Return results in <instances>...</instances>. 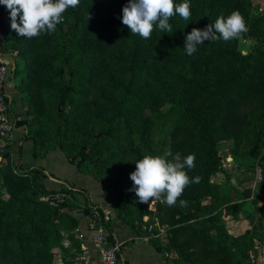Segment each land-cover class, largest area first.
I'll use <instances>...</instances> for the list:
<instances>
[{
    "label": "trees",
    "instance_id": "obj_1",
    "mask_svg": "<svg viewBox=\"0 0 264 264\" xmlns=\"http://www.w3.org/2000/svg\"><path fill=\"white\" fill-rule=\"evenodd\" d=\"M128 2L80 0L55 32L31 39L11 29L10 12L0 4V52L17 55L12 75L25 109L18 126L28 131L35 159L56 150L73 159L81 174L101 185L118 219L146 228L174 264H242L256 234L231 235L223 219L240 218L251 201L264 229V13L255 15L250 0H190L189 20L176 15L169 20L171 32L154 26L144 39L121 22ZM237 10L247 27L240 36L255 42L251 52L241 51L239 36L205 41L193 55L186 53L193 28L202 30ZM159 123L172 126L169 148L153 137ZM223 141L233 142L239 169L258 171L257 198L252 189L234 187L230 177L228 189L213 181L223 170ZM166 150L194 155L195 167L187 171L200 180L185 188L175 206L158 200L155 212L154 200L141 203L129 191L130 174L145 154ZM3 156L0 264H55L56 251L68 252L65 239L73 242L69 232L79 224L69 210L82 203L71 190L48 189L42 169L21 171L11 154ZM158 227L166 228L165 239Z\"/></svg>",
    "mask_w": 264,
    "mask_h": 264
},
{
    "label": "clouds",
    "instance_id": "obj_2",
    "mask_svg": "<svg viewBox=\"0 0 264 264\" xmlns=\"http://www.w3.org/2000/svg\"><path fill=\"white\" fill-rule=\"evenodd\" d=\"M79 3L80 0H0L10 12L11 29L28 39L55 32L57 25L65 19L63 14ZM176 15L185 21L191 18L190 0L181 3H174V0H129L122 9L121 22L132 35L149 39L154 26L160 31L171 32L169 20ZM246 31V21L238 10L228 16L221 14L204 29L193 28L186 36L184 49L191 56L205 41L228 42ZM194 160V155L182 157L170 150L163 155L145 154L136 161L135 171L130 174L133 185L129 191L135 192L141 203L156 199L169 207L175 206L185 188L200 180L188 175L187 170L195 167ZM179 203L183 207L187 202L180 200Z\"/></svg>",
    "mask_w": 264,
    "mask_h": 264
},
{
    "label": "crops",
    "instance_id": "obj_3",
    "mask_svg": "<svg viewBox=\"0 0 264 264\" xmlns=\"http://www.w3.org/2000/svg\"><path fill=\"white\" fill-rule=\"evenodd\" d=\"M250 1L255 15L264 13V0ZM3 61L8 64L11 70V88H9L11 91L8 89V93L13 102V113L19 121H22L25 118V109L21 94L16 88V80L12 75L15 68V59L11 55H5ZM18 112L20 113L17 114ZM26 132L24 126H18L14 133L13 139L15 140L14 143L12 142L13 147L11 149L14 148L18 152L15 154V151H12L11 157L15 166L21 171L42 169L48 176L46 181L48 189L60 190L66 188L71 191H82L85 196L78 194L77 198L80 201H85L87 198L91 207L97 208L100 213L109 218L110 241H118L122 244L119 264H174L171 257L159 250L146 235L144 232L146 228L142 232L118 219L112 204L100 185L95 179L82 175L75 166L68 162L62 151L56 150L45 159H35L33 157V143L26 140ZM80 197H83L84 200ZM83 204L86 205L85 202ZM83 204H80L78 209L69 210V213L78 219L79 224L73 233L69 232L73 236V242L68 238L65 239L64 247L68 252L56 251L55 264H63L65 259L73 261L74 264H98L99 253L94 243L95 234L89 229L93 212L89 208L90 214H87ZM69 233H65L66 236Z\"/></svg>",
    "mask_w": 264,
    "mask_h": 264
},
{
    "label": "rangeland",
    "instance_id": "obj_4",
    "mask_svg": "<svg viewBox=\"0 0 264 264\" xmlns=\"http://www.w3.org/2000/svg\"><path fill=\"white\" fill-rule=\"evenodd\" d=\"M255 42L252 39L244 38L240 36V44L239 47L241 51L244 53L251 52L254 49ZM1 53V52H0ZM2 54V53H1ZM5 55H11L14 57L15 61L17 59V55L10 54L9 52H6ZM19 58V57H18ZM15 64V62H14ZM11 91V89H9ZM18 112L17 114H19ZM170 123H159L156 125L155 131L153 132V137L155 140L161 142L163 140H166L169 148V131L171 129ZM28 135V131L26 132V136ZM15 139H12L10 141H3L0 139V164H4L5 158L3 155L5 154H11L12 151H15V149H11L13 147L12 145L9 147V143H14ZM25 142V141H24ZM12 143V144H13ZM27 145V144H26ZM234 147V144L232 141H223L219 144L218 150L220 157L222 159V168L223 170L219 172L214 178L213 181L218 184L220 187L224 189H228V178L230 177L229 181L230 183L238 188L239 190L242 189H252L253 194L252 198H257L260 195V175L257 172H247L242 171L238 168L236 161L234 160V157L232 155V149ZM18 152L15 151V154ZM65 155V154H64ZM13 156V154H12ZM66 156V155H65ZM66 159L70 164L76 167V163L73 159L66 156ZM79 159V158H78ZM77 169V168H76ZM78 170V169H77ZM84 175V174H82ZM87 177H91L88 175H84ZM93 177H91L92 179ZM94 179V178H93ZM96 181V180H95ZM97 182V181H96ZM98 183V182H97ZM99 184V183H98ZM100 185V184H99ZM101 187V185H100ZM102 189V187H101ZM76 197H78V194H81L82 196H85V194L82 191H72ZM86 198V197H85ZM80 199L84 200L83 197H80ZM82 204L85 202L86 205H84V209H87L89 200L86 198L85 201H81ZM158 200L154 199V204H151V209L156 212V203ZM210 202L209 200L206 201V203ZM264 203V201L262 202ZM259 218L260 214L257 211V208L255 209L252 205L251 201L247 202V206L245 207V213L243 216H241L238 219H234L232 216L225 217L223 219L228 232L231 235L238 236L243 234L246 230H251L253 233L256 234L255 239V248L253 251L250 252V258L246 262H243L242 264H264V229H260L259 227ZM146 223L149 221V218H145ZM151 229L153 226L150 227ZM148 228V230L150 229ZM158 233L162 239H165L166 236V228L164 227H158Z\"/></svg>",
    "mask_w": 264,
    "mask_h": 264
},
{
    "label": "built area",
    "instance_id": "obj_5",
    "mask_svg": "<svg viewBox=\"0 0 264 264\" xmlns=\"http://www.w3.org/2000/svg\"><path fill=\"white\" fill-rule=\"evenodd\" d=\"M10 76L11 70L8 64L3 61V55L0 53V139L3 141H10L14 138L19 122L13 113V102L8 93V89L11 88ZM11 145L12 142L9 143V146ZM87 208L93 212L89 229L95 234L94 243L99 253L98 264H119L122 244L118 241H110L109 218L100 213L97 208L91 207L90 204Z\"/></svg>",
    "mask_w": 264,
    "mask_h": 264
}]
</instances>
